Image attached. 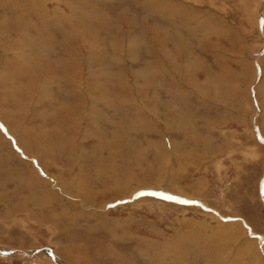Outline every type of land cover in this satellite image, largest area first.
<instances>
[{"label":"rangeland","instance_id":"obj_1","mask_svg":"<svg viewBox=\"0 0 264 264\" xmlns=\"http://www.w3.org/2000/svg\"><path fill=\"white\" fill-rule=\"evenodd\" d=\"M0 264H264V0H0Z\"/></svg>","mask_w":264,"mask_h":264}]
</instances>
